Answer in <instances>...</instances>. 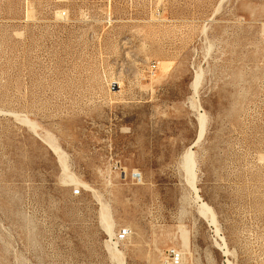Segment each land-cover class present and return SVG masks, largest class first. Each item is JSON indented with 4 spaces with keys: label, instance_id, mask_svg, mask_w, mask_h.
Returning a JSON list of instances; mask_svg holds the SVG:
<instances>
[{
    "label": "rangeland",
    "instance_id": "374dc122",
    "mask_svg": "<svg viewBox=\"0 0 264 264\" xmlns=\"http://www.w3.org/2000/svg\"><path fill=\"white\" fill-rule=\"evenodd\" d=\"M170 248L264 264V0H0V264Z\"/></svg>",
    "mask_w": 264,
    "mask_h": 264
},
{
    "label": "built area",
    "instance_id": "2783aa9c",
    "mask_svg": "<svg viewBox=\"0 0 264 264\" xmlns=\"http://www.w3.org/2000/svg\"><path fill=\"white\" fill-rule=\"evenodd\" d=\"M168 259L171 264H181L182 263V254L176 248H170L167 251Z\"/></svg>",
    "mask_w": 264,
    "mask_h": 264
},
{
    "label": "bare ground",
    "instance_id": "6f19581e",
    "mask_svg": "<svg viewBox=\"0 0 264 264\" xmlns=\"http://www.w3.org/2000/svg\"><path fill=\"white\" fill-rule=\"evenodd\" d=\"M203 116H204V115H203ZM199 119H200V118H199ZM204 123H205V122H204ZM201 124H202V125L199 124V125L201 126V127H200L201 129L198 130L199 133H200V134H199L200 136H198V137H201V135H202L203 132H204L203 129H204V126H205V125H203L202 120H201ZM202 131H203V132H202ZM201 133H202V134H201ZM197 139H198V138H197ZM197 139H196V140H197ZM190 154H191V153H190ZM188 157H189V155L187 156V158H188ZM188 159H189V161H190V158H188ZM186 164H187V165H186V170H187L189 173L192 174V169H193V168H192V162H191V163H187V162H186ZM201 203H202V202H201ZM202 206L204 207V206H206V205L202 204ZM203 209H204V208H203ZM205 210H206V209H205ZM209 210H210V208H207V211H209ZM201 211H202V210H201ZM201 213H202V212H201ZM204 213H205V211H204ZM102 215H103V214H102ZM212 216H213V215H212ZM102 217H103V216H102ZM211 218H212V217H211ZM214 219H215V218H214ZM214 219H212L213 222H214ZM211 223H212V222H211ZM213 224H214V223H213Z\"/></svg>",
    "mask_w": 264,
    "mask_h": 264
}]
</instances>
